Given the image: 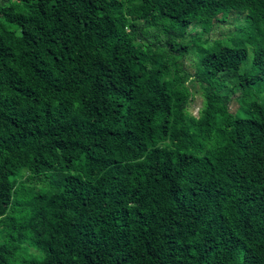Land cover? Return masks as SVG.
<instances>
[{
    "label": "trees",
    "instance_id": "1",
    "mask_svg": "<svg viewBox=\"0 0 264 264\" xmlns=\"http://www.w3.org/2000/svg\"><path fill=\"white\" fill-rule=\"evenodd\" d=\"M0 264H264V0H0Z\"/></svg>",
    "mask_w": 264,
    "mask_h": 264
},
{
    "label": "rangeland",
    "instance_id": "2",
    "mask_svg": "<svg viewBox=\"0 0 264 264\" xmlns=\"http://www.w3.org/2000/svg\"><path fill=\"white\" fill-rule=\"evenodd\" d=\"M237 26H238V24L236 22H231L230 19L228 18L226 20L225 24H216L214 26L213 30L209 34L205 33V34L200 35L201 40H205V39L215 40V39H217V40H222L221 42H223V43H229L230 40H232L237 35L236 32H235V28H237ZM194 29H198V27H194ZM189 33L191 34L189 36V39H192L193 38V34L195 32L190 31ZM251 38H252V41H253V45L256 43V41H258L260 39V37L258 35H252ZM245 47H246L245 49L247 50V58H246L245 62L241 65V67L239 69V73H242L243 71L248 70L250 65H251V63H252L253 47H252L251 44H245ZM195 62H196V60H195V58L193 56L192 57H188L187 60L185 61V65L189 66L191 64H194ZM195 70H196V68H195ZM190 71H194V68H192V70H190ZM245 90H242V92L239 93L240 95H242L244 92H246L247 97L245 98V100H247L249 98H256L255 94H254V91H251L249 89H245ZM191 91L193 92V100L189 104L188 111H189V113L192 116L197 117L200 109L203 106V98H202V95L198 91L197 88L191 89ZM259 98H260V96H259ZM235 100H237L238 103L240 102V104H242L243 99L241 97L238 98V96H237L230 103V108H233V107L237 106V104H236L237 102ZM238 112H239V109H236V110L232 111L233 114H238ZM27 245L25 244V247ZM34 250L35 249L32 248V247L27 248V251L30 254H32L34 256L35 255L38 256V252H36V254H33Z\"/></svg>",
    "mask_w": 264,
    "mask_h": 264
}]
</instances>
